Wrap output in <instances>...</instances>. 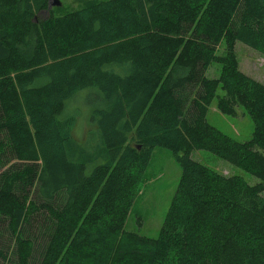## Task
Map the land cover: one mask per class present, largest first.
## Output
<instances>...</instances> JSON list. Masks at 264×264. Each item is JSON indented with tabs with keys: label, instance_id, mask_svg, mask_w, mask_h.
<instances>
[{
	"label": "trees",
	"instance_id": "1",
	"mask_svg": "<svg viewBox=\"0 0 264 264\" xmlns=\"http://www.w3.org/2000/svg\"><path fill=\"white\" fill-rule=\"evenodd\" d=\"M49 3L0 0V264H264V84L236 54L264 56V0H106L38 19ZM214 101L247 112L250 141L209 124ZM157 148L181 176L148 238L125 226Z\"/></svg>",
	"mask_w": 264,
	"mask_h": 264
},
{
	"label": "rangeland",
	"instance_id": "2",
	"mask_svg": "<svg viewBox=\"0 0 264 264\" xmlns=\"http://www.w3.org/2000/svg\"><path fill=\"white\" fill-rule=\"evenodd\" d=\"M61 6H55L54 0H50L49 9L38 14V19H46L50 13L55 16H64L70 12H75L89 4L106 0H57ZM224 46L220 50L223 53ZM236 54L239 68L242 73L264 84V56L238 42L236 44ZM220 65L215 64L208 72L209 78H218ZM221 96L223 92L219 90ZM67 113L76 116L77 125L74 129V138L80 144L87 139L89 131L88 107L81 96H77L69 102ZM207 120L209 124L222 133L230 136L238 142H248L252 138L254 124L247 112L242 108L237 109V116H226L217 109V101L211 105ZM192 159L208 166L226 177H241L249 185H257L260 181L243 171L242 169L218 158L208 151H194ZM181 176V168L176 162L173 154L166 149L157 148L153 154L152 161L146 172L144 181L140 185L137 197L134 201L132 211L126 222L127 232L137 233L148 238H157L166 214L169 210L172 198L175 194ZM264 198V193H262Z\"/></svg>",
	"mask_w": 264,
	"mask_h": 264
},
{
	"label": "water",
	"instance_id": "3",
	"mask_svg": "<svg viewBox=\"0 0 264 264\" xmlns=\"http://www.w3.org/2000/svg\"><path fill=\"white\" fill-rule=\"evenodd\" d=\"M53 4H54L55 6H58V7L61 6V3H60L59 1H57V0H54ZM49 7H50V6H49Z\"/></svg>",
	"mask_w": 264,
	"mask_h": 264
}]
</instances>
